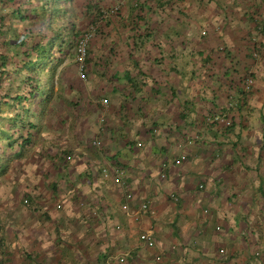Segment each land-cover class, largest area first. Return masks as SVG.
<instances>
[{"label": "crops", "instance_id": "crops-1", "mask_svg": "<svg viewBox=\"0 0 264 264\" xmlns=\"http://www.w3.org/2000/svg\"><path fill=\"white\" fill-rule=\"evenodd\" d=\"M91 1L118 72L53 74L0 165V264H264V0Z\"/></svg>", "mask_w": 264, "mask_h": 264}, {"label": "trees", "instance_id": "trees-1", "mask_svg": "<svg viewBox=\"0 0 264 264\" xmlns=\"http://www.w3.org/2000/svg\"><path fill=\"white\" fill-rule=\"evenodd\" d=\"M20 1L25 9L28 5L26 10L29 14L25 15L26 11L23 12L21 7L15 10L16 14L22 23L26 21L29 25L31 24V27L24 29L25 37L22 40L18 37L15 41L12 37L5 39L0 37V165H3L1 166L3 171L10 161L7 154L8 148L23 139L24 132H28L29 128H34L31 120L34 119L35 111H39V105L52 100V78L55 70V67H51L54 62L52 49L57 46L64 55L65 48L70 47L75 48L76 53L78 42L86 33L77 32L72 39H66V35L62 33L56 35L52 12L55 13L58 10L54 7L56 4L54 0H38L39 6H35L31 0ZM69 1L74 2V0ZM64 2L67 3L68 0ZM92 2L89 0L86 7L76 9L75 13L80 14L81 11V15L83 12L86 15H92L98 12V7L91 5ZM72 3L70 6L73 10ZM62 4L64 5V3L60 5ZM60 7L63 6H59L58 9ZM67 7L69 6L65 4L64 9L66 10ZM6 17V14H2L0 20L5 22ZM102 17L103 14L100 19ZM41 19L45 20L44 28L39 23ZM50 32L52 36L49 37ZM2 33L3 29H0V35ZM14 33L17 35L16 30ZM29 117L31 118L30 126L28 125L23 131V120ZM18 127L21 129L17 130ZM16 134L18 136H15Z\"/></svg>", "mask_w": 264, "mask_h": 264}, {"label": "rangeland", "instance_id": "rangeland-1", "mask_svg": "<svg viewBox=\"0 0 264 264\" xmlns=\"http://www.w3.org/2000/svg\"><path fill=\"white\" fill-rule=\"evenodd\" d=\"M56 4H54V7L57 8L58 11L53 13V19L55 21L54 28L56 35L62 33L65 34L66 39H72L74 38L75 34L77 32L81 33L82 31L87 32L90 31V28H94V32L91 33L92 38L90 40V52H89V59L87 63V70L86 74H114L115 72H118L117 66L115 68L111 67V69H108V60L106 51L104 50V45L102 43V10L97 8L98 12H94L92 15H86L84 12L81 15L76 14L75 11L71 9V3L72 1H69L66 3L64 1L67 0H54ZM35 6H39L38 0H31ZM61 3L66 4L67 9H64V5H60ZM26 5V9H27ZM59 6L60 7L58 9ZM22 8V11L25 12V15L29 14V12L24 8L25 6L22 4L20 0H0V17L2 14H6V21L3 22L0 20V29H3V33L0 35L1 38L5 39L7 37L14 38L13 40L18 37V39L22 40L24 39L25 33L23 32L24 29H28L31 27V24L27 23L26 21L19 20L18 15L16 14V11L18 8ZM55 9V8H53ZM43 21H45L43 19ZM42 19L39 21L40 25L46 26L45 22L43 24ZM58 21V23H56ZM59 29V30H58ZM64 29V31H63ZM14 30H16L17 35H15ZM15 35V36H14ZM48 36H52V32L48 34ZM77 36V35H76ZM67 46V45H66ZM105 52V53H104ZM53 53V65L51 67H55L54 74H79L76 64V53L75 48L67 47L64 50V55L61 54L59 47H54L52 49ZM22 58V57H21ZM114 60V59H113ZM54 96V92L52 94ZM31 118H26L23 120V131L24 128H27L30 123ZM33 120H31L32 122ZM38 121V119H37ZM32 123H35L34 121ZM21 129V127H18L17 130ZM15 136H18L17 134ZM14 136V141H16V137ZM3 144V143H2ZM15 145V144H14ZM13 146V145H12Z\"/></svg>", "mask_w": 264, "mask_h": 264}, {"label": "built area", "instance_id": "built-area-1", "mask_svg": "<svg viewBox=\"0 0 264 264\" xmlns=\"http://www.w3.org/2000/svg\"><path fill=\"white\" fill-rule=\"evenodd\" d=\"M119 9H120V5H114L111 11L112 13H114V12L119 11ZM93 29L94 28L91 27L90 31H87L84 34V36L79 40L78 46L76 48V64H77L79 76L82 80L87 79L86 70H87V63H88V52L90 48V40L92 38L91 33L94 32ZM253 81H254L253 77L250 76L246 80V85L250 87L253 84ZM96 145H100V143H96ZM68 160H71V158L68 157ZM183 161H186V158L184 156H182L180 160L175 161V165L178 166L182 164ZM105 175L107 177V173ZM148 210H149V207L146 204H143L141 207V211H148ZM141 238L142 240H144V242L149 247H153L155 245L154 240L151 238L149 234H142Z\"/></svg>", "mask_w": 264, "mask_h": 264}]
</instances>
